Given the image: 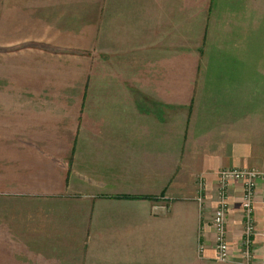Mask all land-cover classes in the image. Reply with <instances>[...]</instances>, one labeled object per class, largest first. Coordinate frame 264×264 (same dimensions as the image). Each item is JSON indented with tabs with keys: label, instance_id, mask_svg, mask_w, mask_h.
<instances>
[{
	"label": "crops",
	"instance_id": "crops-1",
	"mask_svg": "<svg viewBox=\"0 0 264 264\" xmlns=\"http://www.w3.org/2000/svg\"><path fill=\"white\" fill-rule=\"evenodd\" d=\"M10 1L0 264H244L240 181L231 262L212 221L221 169L264 170V0H112L63 27L39 0ZM254 219L264 264V180Z\"/></svg>",
	"mask_w": 264,
	"mask_h": 264
},
{
	"label": "built area",
	"instance_id": "built-area-1",
	"mask_svg": "<svg viewBox=\"0 0 264 264\" xmlns=\"http://www.w3.org/2000/svg\"><path fill=\"white\" fill-rule=\"evenodd\" d=\"M259 180H264V170L223 168L219 171L218 206L213 216V229L215 232V250L220 262L232 261L231 244L228 239L227 223L230 211V184L240 181L243 185L242 208L244 212V235L241 241V254L244 264H253L254 240L257 227L254 219L255 196ZM197 200L204 209L207 182L204 177L197 181Z\"/></svg>",
	"mask_w": 264,
	"mask_h": 264
},
{
	"label": "rangeland",
	"instance_id": "rangeland-1",
	"mask_svg": "<svg viewBox=\"0 0 264 264\" xmlns=\"http://www.w3.org/2000/svg\"><path fill=\"white\" fill-rule=\"evenodd\" d=\"M21 3L25 4L23 1ZM111 3L112 0H39L36 5L41 14L40 18H56L57 27H63L65 24L79 26L81 22L88 26L95 18H98L100 7L103 17V4L105 15H107ZM8 6H11L10 0H0V18L8 17L11 10L9 8V13H7Z\"/></svg>",
	"mask_w": 264,
	"mask_h": 264
}]
</instances>
